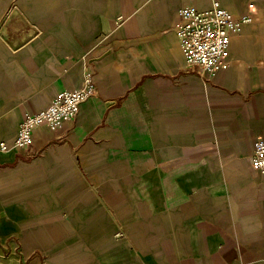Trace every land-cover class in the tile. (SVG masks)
I'll return each instance as SVG.
<instances>
[{
    "label": "crops",
    "instance_id": "obj_1",
    "mask_svg": "<svg viewBox=\"0 0 264 264\" xmlns=\"http://www.w3.org/2000/svg\"><path fill=\"white\" fill-rule=\"evenodd\" d=\"M220 1L253 21L205 77L176 25L213 0H0L5 264H264V0ZM88 64L96 94L16 146Z\"/></svg>",
    "mask_w": 264,
    "mask_h": 264
},
{
    "label": "built area",
    "instance_id": "obj_2",
    "mask_svg": "<svg viewBox=\"0 0 264 264\" xmlns=\"http://www.w3.org/2000/svg\"><path fill=\"white\" fill-rule=\"evenodd\" d=\"M252 21L253 15L238 16L220 0H213L211 7L206 9H200L193 4L182 6L176 30L188 67L205 77L215 76L223 66L232 36L240 33L245 23ZM84 78L81 87L60 90L49 106L27 112L18 127L14 144L31 148L33 133L38 126L48 123L54 129H60L67 119L74 118L81 104L98 90L95 69L89 64L86 66ZM1 148L7 150L9 144L2 141ZM251 162L254 169L264 173L263 138L255 139Z\"/></svg>",
    "mask_w": 264,
    "mask_h": 264
},
{
    "label": "rangeland",
    "instance_id": "obj_3",
    "mask_svg": "<svg viewBox=\"0 0 264 264\" xmlns=\"http://www.w3.org/2000/svg\"><path fill=\"white\" fill-rule=\"evenodd\" d=\"M4 262V251L0 250V264H5Z\"/></svg>",
    "mask_w": 264,
    "mask_h": 264
}]
</instances>
